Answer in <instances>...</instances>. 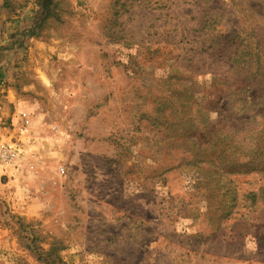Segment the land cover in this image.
Wrapping results in <instances>:
<instances>
[{"label": "rangeland", "instance_id": "rangeland-1", "mask_svg": "<svg viewBox=\"0 0 264 264\" xmlns=\"http://www.w3.org/2000/svg\"><path fill=\"white\" fill-rule=\"evenodd\" d=\"M0 264H264V0H0Z\"/></svg>", "mask_w": 264, "mask_h": 264}, {"label": "built area", "instance_id": "built-area-1", "mask_svg": "<svg viewBox=\"0 0 264 264\" xmlns=\"http://www.w3.org/2000/svg\"><path fill=\"white\" fill-rule=\"evenodd\" d=\"M17 158V151L11 146L0 148V160L4 163L10 162Z\"/></svg>", "mask_w": 264, "mask_h": 264}]
</instances>
